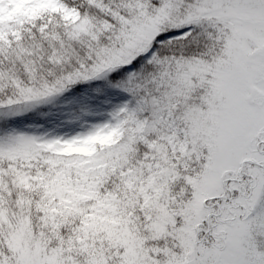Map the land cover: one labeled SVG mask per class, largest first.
Segmentation results:
<instances>
[{
	"label": "snow or ice",
	"instance_id": "6c2138e0",
	"mask_svg": "<svg viewBox=\"0 0 264 264\" xmlns=\"http://www.w3.org/2000/svg\"><path fill=\"white\" fill-rule=\"evenodd\" d=\"M0 264H264V0H0Z\"/></svg>",
	"mask_w": 264,
	"mask_h": 264
},
{
	"label": "trees",
	"instance_id": "16d2710c",
	"mask_svg": "<svg viewBox=\"0 0 264 264\" xmlns=\"http://www.w3.org/2000/svg\"><path fill=\"white\" fill-rule=\"evenodd\" d=\"M103 87V85H101ZM108 96L110 98H116L118 96V93H116L114 90H107ZM99 112H104V105L99 104L98 109ZM41 113H48L47 115H41ZM106 118L105 115H97L95 117L98 121H103ZM23 121L31 122L33 124H43L44 128L40 129V131L44 130H54L57 133H62L69 130V125H67V122L64 117H62L56 110H51L49 108H40L36 110L33 113L26 114L23 117ZM101 144H105L108 142H98Z\"/></svg>",
	"mask_w": 264,
	"mask_h": 264
},
{
	"label": "rangeland",
	"instance_id": "374dc122",
	"mask_svg": "<svg viewBox=\"0 0 264 264\" xmlns=\"http://www.w3.org/2000/svg\"><path fill=\"white\" fill-rule=\"evenodd\" d=\"M111 139L110 136H104V137H96L93 139V141H91V143H97V142H109V140ZM65 152H81V153H84V152H87L88 149L87 148H74V147H71V146H68L64 149Z\"/></svg>",
	"mask_w": 264,
	"mask_h": 264
}]
</instances>
